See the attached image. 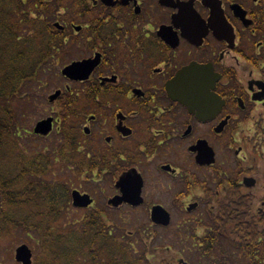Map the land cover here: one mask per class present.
Returning a JSON list of instances; mask_svg holds the SVG:
<instances>
[{"label": "flooded vegetation", "instance_id": "obj_1", "mask_svg": "<svg viewBox=\"0 0 264 264\" xmlns=\"http://www.w3.org/2000/svg\"><path fill=\"white\" fill-rule=\"evenodd\" d=\"M59 17L45 71L65 83L55 94L66 124L58 98L52 132L36 138L55 133L64 175L114 188L96 208L90 182L83 192L65 175L70 204L74 191L93 200L73 211L92 208L107 223L138 213L127 236L108 223L127 241L128 264L161 253L144 244L147 227L197 253L182 264H264V0H65ZM74 64L86 79L62 75ZM7 192L0 186V239L13 240L12 254L18 234L6 221L22 212ZM156 211L170 223H155Z\"/></svg>", "mask_w": 264, "mask_h": 264}, {"label": "trees", "instance_id": "obj_2", "mask_svg": "<svg viewBox=\"0 0 264 264\" xmlns=\"http://www.w3.org/2000/svg\"><path fill=\"white\" fill-rule=\"evenodd\" d=\"M64 3L0 0V182L21 183L20 187L0 186L13 191L6 198L22 212L6 224L35 239V264H128L127 241L121 235L116 237L117 243L113 240L111 227L100 213L91 211L81 221L68 222L70 195L63 194L62 183H53L56 175L52 169L64 161L63 145L37 152L21 146L19 103L23 98L24 106L37 102L36 85L46 76L45 65L55 53L49 38L53 23L61 20ZM56 106L64 125L63 95ZM86 176L91 179L95 173Z\"/></svg>", "mask_w": 264, "mask_h": 264}, {"label": "rangeland", "instance_id": "obj_3", "mask_svg": "<svg viewBox=\"0 0 264 264\" xmlns=\"http://www.w3.org/2000/svg\"><path fill=\"white\" fill-rule=\"evenodd\" d=\"M65 58V57H64ZM69 61V59H67ZM63 59L62 65H60V68L64 66L67 62ZM47 73V72H46ZM46 76L42 79L40 83H38L37 88V94L35 93V100L37 102L33 104H29L27 106L23 105V99L22 104L19 103V110L21 113H23V118L20 119V129L19 131V137L21 138L20 134L24 137L23 142L21 143V146L23 145L25 149L32 148L37 151H48L49 149H52V141L54 140V137L56 136L55 133L48 137V138H36V136L33 133L34 127L37 122L46 119L49 116H53L54 118H57L56 112L57 108L55 104L51 103V96L55 94L56 90L60 87L64 89L65 83L62 82V76L61 74H45ZM34 94V90L32 91ZM28 94L30 92L28 91ZM37 98V99H36ZM35 136V137H34ZM32 144V145H31ZM33 146V147H32ZM66 173V172H65ZM54 174L58 179H55V181L60 180L62 183L64 181H72L76 180L78 183V187L81 191H86V183L90 182L91 187H88V189H92L91 191L88 190L91 193H88L96 202L94 203L95 207H100V200L101 199H107L108 197L112 196L114 193L113 184L107 183L104 179L102 180H96V182H93L92 180H86L84 179H78L76 176L71 175L70 173H66L65 175H69L72 180H69L67 178H64V170L61 167H58L56 165L54 167ZM75 185L73 188H77ZM95 189V191H93ZM102 202V201H101ZM91 209H86L85 211H73V208L67 212V220L69 223L75 221V220H82L89 212H91ZM138 213H132L128 215H123L121 218L117 217L113 221H108L109 224L116 226L119 225L122 229H124L123 234L125 236L129 235L130 231H135L138 225L140 224L139 219L137 218ZM122 229H118L119 231H122ZM15 232L18 235H15V240L17 245L11 254V247L13 245V240H9L7 237L5 240L2 241L0 239V264H18L15 262V250L20 244H27L30 246V248L34 251V264H35V250H34V242L35 239H30L28 236H26L22 231L18 228H15ZM146 233V243H144L147 247H149L152 250L158 249L161 251L159 252H153L150 255V260L153 261L155 264H160L163 260L167 262L166 264H182L180 263L181 260H186L188 262H194V260H197L196 252L189 250V247L183 246L182 248L179 246V248L176 247V242H174L173 237L171 235H168V239H153V235L150 228L147 227L145 230ZM161 233L159 232V235ZM163 234V232H162ZM161 236V235H160ZM159 236V237H160ZM12 239V237H10ZM143 244V245H144ZM170 246L171 248H167ZM141 251V250H140ZM139 252V250H138ZM11 254V258H10ZM14 257V258H13ZM10 258V259H9ZM171 258H174L171 260ZM170 259V261H169ZM196 262V261H195ZM198 264H201L199 261H197ZM197 264V263H196Z\"/></svg>", "mask_w": 264, "mask_h": 264}, {"label": "water", "instance_id": "obj_4", "mask_svg": "<svg viewBox=\"0 0 264 264\" xmlns=\"http://www.w3.org/2000/svg\"><path fill=\"white\" fill-rule=\"evenodd\" d=\"M59 27V25H56ZM62 74L66 77H69L74 80H83L86 79L82 75V68L80 64H74L70 67H67L63 70ZM59 95L55 94L51 97V100L54 101L57 99ZM179 98L181 97V94H179ZM53 127V119L49 118L47 120L40 121L37 123L34 133L36 135H48L52 131ZM126 199L130 202H137L136 196L130 198V195H124ZM124 196L120 197V201H125ZM72 199H73V205L76 208H87L89 207L93 200L90 199L87 195H81L78 191H74L72 193ZM111 203H117L116 200H112ZM120 203V202H119ZM139 202L134 203V205H138ZM153 221L157 224L162 225H168L170 223L169 215L166 216L165 213H162L161 211H156L153 214ZM16 260L21 264H33L32 263V251L29 249L27 245H23L19 247L16 251Z\"/></svg>", "mask_w": 264, "mask_h": 264}]
</instances>
